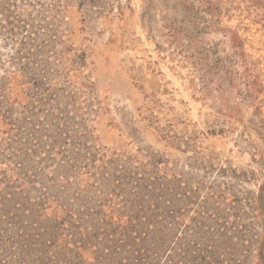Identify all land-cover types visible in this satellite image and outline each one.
<instances>
[{
    "label": "rangeland",
    "instance_id": "obj_1",
    "mask_svg": "<svg viewBox=\"0 0 264 264\" xmlns=\"http://www.w3.org/2000/svg\"><path fill=\"white\" fill-rule=\"evenodd\" d=\"M0 264H264V0H0Z\"/></svg>",
    "mask_w": 264,
    "mask_h": 264
}]
</instances>
